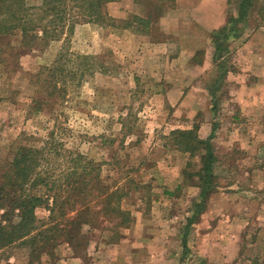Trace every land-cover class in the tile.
<instances>
[{
  "label": "rangeland",
  "instance_id": "rangeland-1",
  "mask_svg": "<svg viewBox=\"0 0 264 264\" xmlns=\"http://www.w3.org/2000/svg\"><path fill=\"white\" fill-rule=\"evenodd\" d=\"M237 2L114 0L105 7L112 21L79 23L66 42L21 48L15 34L17 57L0 65V166L25 136L40 144L54 125L67 149L101 164L105 183L123 189L132 223L122 237L105 231L40 262L2 248L0 264H264V0H253L223 59L213 61L209 39ZM64 45L94 56L104 72L71 80L75 66L62 63L52 79ZM36 98L46 103L33 112ZM194 127L211 137L218 190L184 247L198 157L174 149L169 134Z\"/></svg>",
  "mask_w": 264,
  "mask_h": 264
},
{
  "label": "trees",
  "instance_id": "trees-1",
  "mask_svg": "<svg viewBox=\"0 0 264 264\" xmlns=\"http://www.w3.org/2000/svg\"><path fill=\"white\" fill-rule=\"evenodd\" d=\"M110 1L114 0H38L32 5L28 0H0V65L17 57L12 45L15 34L21 36V48L36 42H66L79 23L104 25L112 21L105 10ZM252 7L253 0H238L236 12L209 35L214 62L228 53L229 40L243 34V22ZM62 63L75 66L76 72L69 71L71 80L78 73L80 80L104 72L94 56L73 55L64 45L50 67L52 79ZM57 83V79L49 83L52 92ZM44 91L45 98L52 95ZM33 103L32 111L38 112L46 101L36 98ZM59 135L53 125L40 144L25 136L15 145L10 160L0 166V249L23 248L28 258L37 262L63 245L82 250L105 231L113 238L122 237L132 223L130 212L121 206L123 189L106 184L101 164L67 149ZM169 136L174 149L198 157V168L189 174L196 179L194 186L199 192L182 236L186 247L189 227L218 190L214 173L217 158L211 137L200 139L197 127L173 130Z\"/></svg>",
  "mask_w": 264,
  "mask_h": 264
}]
</instances>
